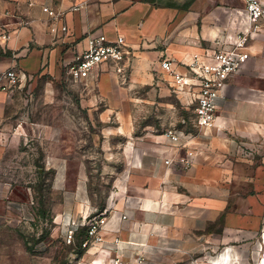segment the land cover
Returning a JSON list of instances; mask_svg holds the SVG:
<instances>
[{
  "label": "crops",
  "instance_id": "crops-1",
  "mask_svg": "<svg viewBox=\"0 0 264 264\" xmlns=\"http://www.w3.org/2000/svg\"><path fill=\"white\" fill-rule=\"evenodd\" d=\"M84 1L83 8L73 11V0H0V26L12 33L9 42L0 45V70L17 67L28 79H63L89 36L108 41L123 36L133 54L128 80L120 83L119 76L103 66L98 79L84 85L82 95H89L91 105L106 108L102 120L112 119L114 110L131 109L130 116L121 117L124 124H134L139 113H150L169 100L172 79L161 69L162 59H174L178 70H184L194 54L216 48L246 27L244 0ZM44 6L62 15L54 19ZM249 51L245 67L218 99L213 127L184 124L193 107L178 96V118L160 115L154 122L161 132L148 126L129 141L127 155L135 159L116 180L120 192L107 199L104 241L97 246L111 248L122 258L161 248L191 254L215 248L222 239L262 234L264 19L249 41ZM13 93L0 91V159L15 125L10 116ZM171 128L192 136L181 150L164 133ZM186 150L196 153L191 168L165 163ZM88 198L80 184L78 208L67 207L65 217L81 221L90 215L96 206ZM217 221L219 233L211 228ZM140 237L142 242L135 240ZM90 251L97 253V247Z\"/></svg>",
  "mask_w": 264,
  "mask_h": 264
},
{
  "label": "rangeland",
  "instance_id": "rangeland-1",
  "mask_svg": "<svg viewBox=\"0 0 264 264\" xmlns=\"http://www.w3.org/2000/svg\"><path fill=\"white\" fill-rule=\"evenodd\" d=\"M84 85L69 77L44 76L14 90L10 116L15 125L0 159V264H111L114 258L123 264H261V234L222 239L204 252L161 248L129 252L123 258L108 247H84V229L68 241L65 211L78 208L80 184L96 206L90 214L104 211L110 195L121 190L117 178L135 159L127 155L129 141L148 126L161 132L154 122L160 115L178 118V96L172 91L160 107L139 113L134 124L120 121L130 116L132 110L126 108L102 120L106 108L91 105L89 95H82ZM211 228L219 233L221 221ZM94 246L97 253L90 251Z\"/></svg>",
  "mask_w": 264,
  "mask_h": 264
},
{
  "label": "built area",
  "instance_id": "built-area-1",
  "mask_svg": "<svg viewBox=\"0 0 264 264\" xmlns=\"http://www.w3.org/2000/svg\"><path fill=\"white\" fill-rule=\"evenodd\" d=\"M76 3L72 10H80L86 1L73 0ZM246 27L242 28L235 37L227 41H219L216 48L204 53L194 54L192 60L184 64V70H178L174 59L164 58L160 61L161 69L172 79L171 88L184 102L193 107L190 120L184 124L204 129L214 126L217 115V102L229 84L230 79L239 74L250 59L249 41L260 31L261 21L264 19L262 0H244ZM43 10L52 18L58 19L62 14L49 6ZM64 31L67 30L63 26ZM12 33L6 26H0V45L9 42ZM132 50L123 36L108 41L103 36L88 37L87 47L79 53L71 64L68 74L70 80L77 83H90L98 79L103 66L115 72L121 81H127L132 62ZM28 77L17 67L0 70V91H10L24 88ZM167 138L181 150L184 142L191 138V134L183 129L171 128L165 132ZM185 140V141H184ZM196 153L186 150L179 153L176 159L166 158V164H176L181 169H189L195 164ZM106 215L94 213L81 221L69 219L67 238L71 242L81 227L87 228L83 246L103 243V230ZM264 237V230L261 234ZM111 264H123L119 258L112 259Z\"/></svg>",
  "mask_w": 264,
  "mask_h": 264
},
{
  "label": "trees",
  "instance_id": "trees-1",
  "mask_svg": "<svg viewBox=\"0 0 264 264\" xmlns=\"http://www.w3.org/2000/svg\"><path fill=\"white\" fill-rule=\"evenodd\" d=\"M80 229H84L85 230V234H87V228L86 227H81ZM85 237H86V235H85Z\"/></svg>",
  "mask_w": 264,
  "mask_h": 264
}]
</instances>
